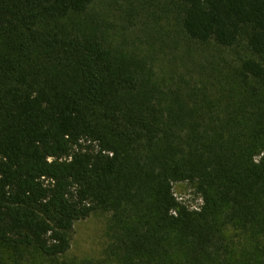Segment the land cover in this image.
<instances>
[{
    "label": "trees",
    "instance_id": "obj_1",
    "mask_svg": "<svg viewBox=\"0 0 264 264\" xmlns=\"http://www.w3.org/2000/svg\"><path fill=\"white\" fill-rule=\"evenodd\" d=\"M95 1L0 0V264H264V0L137 4L204 56L172 81ZM98 210L106 255L67 258Z\"/></svg>",
    "mask_w": 264,
    "mask_h": 264
},
{
    "label": "rangeland",
    "instance_id": "obj_2",
    "mask_svg": "<svg viewBox=\"0 0 264 264\" xmlns=\"http://www.w3.org/2000/svg\"><path fill=\"white\" fill-rule=\"evenodd\" d=\"M147 3L149 2L146 0H96L93 10L100 14L103 20L113 24L107 33H113L115 40L125 41L129 47H132L133 43L138 44V53L149 51L146 57L154 78L170 79L171 81L177 79L179 75H184L186 78H197L199 70H196V66L197 63L205 62L204 56L196 52L193 58L184 59L180 57L184 54L182 51L164 46L168 40L167 35L158 37L157 33L171 29L176 21L167 19L162 15L159 19V25L164 26V28H159L158 25L153 33L151 29L154 26L152 24L162 13L157 10L156 13H153L151 11L153 8L149 7L151 13L149 15L147 13L146 16L145 10L137 4L144 5ZM103 20L101 21L105 24ZM169 33L173 36V31ZM155 42L157 44L153 48ZM211 50L214 51V47ZM174 190L180 200L192 206L201 202L192 185L188 182L175 183ZM110 222L111 213L105 210H98L91 216L77 221L72 234V245L66 257L77 260L104 257L109 243L108 227Z\"/></svg>",
    "mask_w": 264,
    "mask_h": 264
}]
</instances>
